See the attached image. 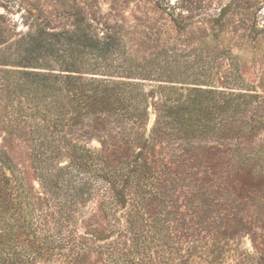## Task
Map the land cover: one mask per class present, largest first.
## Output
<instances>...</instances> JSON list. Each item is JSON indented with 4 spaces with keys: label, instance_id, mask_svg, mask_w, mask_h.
Returning a JSON list of instances; mask_svg holds the SVG:
<instances>
[{
    "label": "rangeland",
    "instance_id": "1",
    "mask_svg": "<svg viewBox=\"0 0 264 264\" xmlns=\"http://www.w3.org/2000/svg\"><path fill=\"white\" fill-rule=\"evenodd\" d=\"M75 18L118 38L119 55L101 74L149 96L142 117L114 94L89 102L74 124L43 116L49 100L30 87L34 74H56L63 86L81 65L25 52L22 37L37 19L64 29ZM120 63L140 76L121 74ZM80 71L94 84L104 78ZM160 88H173L177 101L160 103ZM195 92L199 108L187 102ZM160 116V155L146 162ZM35 128L54 165L73 164L89 148L102 152L104 168L137 163L160 172L149 205L158 227L153 264H264V0H0V158L13 168L0 163V264H106L93 253L68 262L42 243L46 196L29 149Z\"/></svg>",
    "mask_w": 264,
    "mask_h": 264
},
{
    "label": "trees",
    "instance_id": "2",
    "mask_svg": "<svg viewBox=\"0 0 264 264\" xmlns=\"http://www.w3.org/2000/svg\"><path fill=\"white\" fill-rule=\"evenodd\" d=\"M92 22L93 20L86 22L75 18L66 28L56 29L43 25L37 19L22 37L25 52L37 55L44 53L47 57L55 56L59 62L82 66L77 71H69L74 76H61L70 80L63 86L59 85L63 82L56 74H34L37 79H32L34 86L30 87L49 100L40 110L54 126L71 121L74 124L84 115L82 112L89 102L96 104L108 94L131 102L132 109L138 112L139 118L144 112L147 113V108L142 103L149 96L139 91L136 84L126 79L114 82L112 75L101 74L108 72L110 57L119 55L118 38L109 30L93 26ZM81 69L96 72L93 75L104 78L94 84L96 78L86 79ZM115 69L119 72L121 70V74L129 72L140 76L139 72L123 63ZM25 74L33 75L28 72ZM233 78L234 74L229 78L230 83H235ZM225 88L228 93L236 91ZM157 93L160 103L163 100L177 101L173 88H160ZM188 95L187 102L193 107H201L203 100L198 98L197 93ZM163 119L164 116L157 117L149 131L150 135L144 146L146 151L142 153L146 162L160 155L154 147L158 136L162 134ZM33 133L36 138L29 148L31 163L40 180L42 195L46 196V207L39 217L40 231L43 232L42 243L50 249H56L57 255L68 262L78 260L85 253H93L101 256L106 264H153L151 254L157 247L153 243L158 227L150 216L149 205L151 199L156 197V189L161 185L160 172L153 176L151 171L147 173L137 163L127 168H104L105 164L108 165L105 156L100 150L89 148H79L73 164L54 165L42 143L40 130L35 128ZM0 163L13 173L8 158H0ZM93 200L96 201L89 208ZM81 225L83 232L79 233ZM90 228L99 235L98 238L88 232ZM105 233L107 235L102 237Z\"/></svg>",
    "mask_w": 264,
    "mask_h": 264
}]
</instances>
